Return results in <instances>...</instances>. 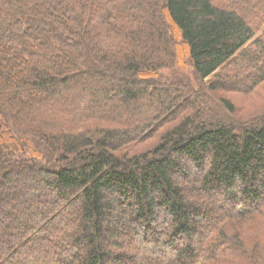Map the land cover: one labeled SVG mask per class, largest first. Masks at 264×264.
Listing matches in <instances>:
<instances>
[{"label":"trees","instance_id":"obj_1","mask_svg":"<svg viewBox=\"0 0 264 264\" xmlns=\"http://www.w3.org/2000/svg\"><path fill=\"white\" fill-rule=\"evenodd\" d=\"M262 27L264 0H0V264H264V109L215 115L264 82ZM183 55L203 90L164 78Z\"/></svg>","mask_w":264,"mask_h":264},{"label":"rangeland","instance_id":"obj_2","mask_svg":"<svg viewBox=\"0 0 264 264\" xmlns=\"http://www.w3.org/2000/svg\"><path fill=\"white\" fill-rule=\"evenodd\" d=\"M264 27L258 32V35L261 33ZM165 79H169L170 82H184L187 85H190L192 89L195 91L203 90L202 86H205L209 83L210 80L213 79V76L206 79L205 81H200V79L196 76L194 69L191 65L189 59L183 55L178 63L176 64V68L174 71L166 70L163 74ZM218 98H226L232 101L235 106L234 114L224 115L222 110L215 112V115H222V117H226L230 119L235 124H240L238 121H247L250 119H255L256 115L260 114V111L264 109V82L256 88L250 94H235V93H217ZM257 111V112H256ZM155 143V139H150L146 142L141 143L138 147L145 148L151 146Z\"/></svg>","mask_w":264,"mask_h":264}]
</instances>
